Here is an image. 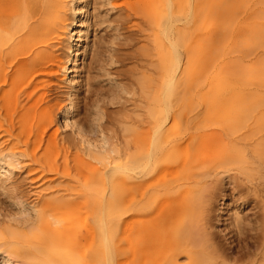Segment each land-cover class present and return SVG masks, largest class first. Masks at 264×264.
Returning <instances> with one entry per match:
<instances>
[{"label":"bare ground","instance_id":"obj_1","mask_svg":"<svg viewBox=\"0 0 264 264\" xmlns=\"http://www.w3.org/2000/svg\"><path fill=\"white\" fill-rule=\"evenodd\" d=\"M125 1L154 74L97 146L79 118L92 0H0V191L24 215L0 217V264H264V0ZM23 155L64 177L29 204L10 181Z\"/></svg>","mask_w":264,"mask_h":264},{"label":"rangeland","instance_id":"obj_2","mask_svg":"<svg viewBox=\"0 0 264 264\" xmlns=\"http://www.w3.org/2000/svg\"><path fill=\"white\" fill-rule=\"evenodd\" d=\"M113 1L119 7L108 10L105 3L98 8V4L92 0L91 14L99 15L98 21L101 23H93L91 28L93 48L87 60V80L79 95V118L85 122L86 138L92 145L97 146L107 137L120 133L121 119L128 115L133 116L142 104L139 100L142 93L138 79L143 73L154 74L152 65L141 53L143 32L137 24L140 18L126 15L125 0ZM48 93V98L54 96L57 88ZM63 104L64 101L61 100L60 105ZM59 117L60 114H57L56 121ZM56 126L59 127L58 123ZM73 144L76 149H82L83 145L78 136ZM20 158L22 163L13 170L10 181L18 185L25 204H29L34 198V192L39 187H49L64 178L60 172H56L55 167L50 166L59 164L60 159L48 163L42 160L31 161L28 155ZM226 190L230 199L240 194L237 193V186L233 182ZM217 199L213 203L215 207ZM239 202L234 201L232 204L242 216L241 223L250 228L255 224L257 208L252 201ZM20 211L21 207L16 199L0 191V217L6 222L10 220L16 223L17 219H21L18 216H24L20 215ZM220 219L214 229L216 238L220 244L228 245L232 242L234 232L231 231L232 227L228 224L224 212L221 213Z\"/></svg>","mask_w":264,"mask_h":264}]
</instances>
